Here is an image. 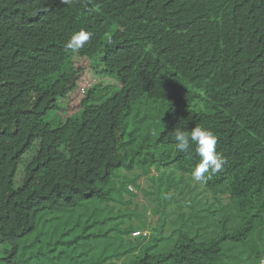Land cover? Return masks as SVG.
Returning <instances> with one entry per match:
<instances>
[{"label": "trees", "instance_id": "1", "mask_svg": "<svg viewBox=\"0 0 264 264\" xmlns=\"http://www.w3.org/2000/svg\"><path fill=\"white\" fill-rule=\"evenodd\" d=\"M80 30L91 39L66 49ZM77 58L117 89L93 87L73 118L49 126L43 118L80 82ZM143 98L166 109L163 166L192 178L195 145L178 152L173 131H212L225 163L197 184L244 214L242 236L264 226V0H0V261L36 256L26 240L39 215L107 207L101 189L120 167L123 121ZM201 238L185 229L164 253L136 247L108 264H216L217 239Z\"/></svg>", "mask_w": 264, "mask_h": 264}, {"label": "rangeland", "instance_id": "2", "mask_svg": "<svg viewBox=\"0 0 264 264\" xmlns=\"http://www.w3.org/2000/svg\"><path fill=\"white\" fill-rule=\"evenodd\" d=\"M73 66L83 70L80 82L67 99L58 103L56 111L43 118L49 126L73 118L83 95L93 87L100 85L108 96L117 89L114 79L104 76L99 68L91 70L87 59H74ZM165 110L160 102L143 98L125 117L117 158L120 167L101 189L110 199L107 207L101 205L104 201L90 200L71 211L39 215L37 232L26 240L36 256L6 259L0 264H100L104 259L108 264L136 247L152 255L161 254L169 248V240L185 229L197 242L202 236L205 240L217 239L220 251L216 264H260L264 259V226L252 227L242 236L244 214L224 203L226 195L202 191L175 166H163L165 149L157 139ZM33 151L22 158L23 163ZM20 177L21 172L14 182ZM250 217H255L252 225L261 219L252 212L247 219ZM132 227L147 236L131 237L127 230ZM230 234L237 238L222 240Z\"/></svg>", "mask_w": 264, "mask_h": 264}, {"label": "clouds", "instance_id": "3", "mask_svg": "<svg viewBox=\"0 0 264 264\" xmlns=\"http://www.w3.org/2000/svg\"><path fill=\"white\" fill-rule=\"evenodd\" d=\"M61 2L64 4H70L72 0H61ZM92 35L91 32L80 30L68 39L65 48L78 53L79 50L82 49L91 39ZM173 138L175 141V148L180 153L188 152L190 147L193 144L195 145V152L200 158V163L191 173L194 181L199 182L200 184H206L212 179L213 175L222 170L225 160L222 154L216 150L217 137L212 131L200 126H195L191 131L176 128L173 131ZM260 264H264V259L260 261Z\"/></svg>", "mask_w": 264, "mask_h": 264}, {"label": "built area", "instance_id": "4", "mask_svg": "<svg viewBox=\"0 0 264 264\" xmlns=\"http://www.w3.org/2000/svg\"><path fill=\"white\" fill-rule=\"evenodd\" d=\"M147 235L144 232H134L132 233V237H143L145 238Z\"/></svg>", "mask_w": 264, "mask_h": 264}]
</instances>
